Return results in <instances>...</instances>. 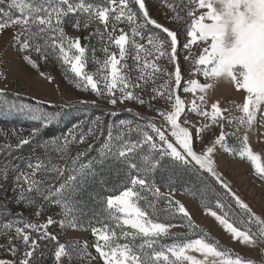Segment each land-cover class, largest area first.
I'll use <instances>...</instances> for the list:
<instances>
[{
	"label": "snow or ice",
	"instance_id": "6c2138e0",
	"mask_svg": "<svg viewBox=\"0 0 264 264\" xmlns=\"http://www.w3.org/2000/svg\"><path fill=\"white\" fill-rule=\"evenodd\" d=\"M161 4L166 20L178 25L176 30L152 18L146 0H0V35L10 32L9 46L47 82L54 78L39 71L33 54L40 62L55 61L77 90L91 91L98 98L91 101L93 105L99 107L98 101L111 105L109 116L116 115L115 106L126 102L156 113L137 121L107 123L106 139L96 157L89 153L105 127L99 116L73 124L62 137L40 144L44 156L32 149L31 155L14 158L19 163H0V249L5 253L0 264H44L50 255L53 264H63L62 258L68 264H256L257 259L264 264V219L232 191L215 159L219 149L247 160L264 181V163L249 144L251 132L264 136V0H161ZM69 28L88 34L72 35ZM179 34L185 36L184 71ZM98 51L102 56L96 55ZM5 63L0 57V65ZM88 64L96 65L95 70L89 71ZM6 80V70L0 71L4 84L0 114L20 113L40 124L27 136L23 129L10 130L15 144L0 130L8 141L0 144V154L10 156L61 113L45 111L39 101L37 105L10 102ZM219 82L242 91L241 102L211 101L208 92ZM156 101L162 102L161 107L155 106ZM214 128L218 134L204 144V136ZM229 137H235L236 145L229 144ZM197 143L203 145L199 151ZM81 144L87 146L70 153L71 145ZM52 152L64 163L54 161ZM98 168L113 171L118 180L109 187L101 178L103 194L89 193L93 201L89 214L77 197L99 175ZM189 172L202 185L200 201L206 214L231 241L249 246L255 259L224 247L175 199V178ZM157 173L162 184L155 179ZM208 178L224 190L225 198L216 196L219 213L206 199L212 190ZM10 202L20 210L12 212ZM46 204L59 207L56 215L61 218L49 215L39 222ZM24 210L37 219L25 218ZM177 218L186 229L183 233L172 231ZM54 227L61 232L90 230V247L97 255L88 250V241L61 242L60 233L50 231Z\"/></svg>",
	"mask_w": 264,
	"mask_h": 264
},
{
	"label": "rangeland",
	"instance_id": "374dc122",
	"mask_svg": "<svg viewBox=\"0 0 264 264\" xmlns=\"http://www.w3.org/2000/svg\"><path fill=\"white\" fill-rule=\"evenodd\" d=\"M168 2H174V0H168ZM146 7L149 10L150 16L156 19L160 24L169 27L170 29L176 30L178 25L175 23H170L165 18L166 9L162 7L161 0H146ZM170 15V13H169ZM120 27L127 28L126 25H120ZM72 35H87V32L76 33L67 29ZM91 30V29H90ZM150 31L159 32V30L154 29L153 26H149ZM161 35H163L161 33ZM10 32H5L0 35V57L6 62L0 65V71H5L7 74L6 84L9 89L7 93V98L10 102L14 101L17 104L28 103L32 105H37L39 101V107H42L45 111L49 112H60L61 117L54 121L47 128H42L41 133L36 137L29 145L23 146V148L13 151L11 155L0 154V163H4L11 160L13 163H19L15 160L18 156H29L32 154L31 150L36 149L37 154L44 156V150L39 147L40 144L48 143L53 138H60L68 132V129L72 127L73 124H78L80 121L93 120L96 117H100L105 122V127L100 134L99 140L95 143L93 150L89 153V157H96L98 155L97 149L103 144L106 139L107 123L118 122L119 120H133L137 121L140 116L144 117H154L156 113L154 111L148 110L144 106H140L135 102H126L124 104H118L115 106L116 115L109 116L107 113L112 109L111 105H106L102 101H98L99 107L93 105L91 101L98 100L91 91L84 92L82 90H77L72 82L65 78L64 69H62L55 61L49 59L47 63L40 62L39 57L33 54V59L39 62V71L46 72L54 78V82L49 83L43 79L37 70L26 66L20 57V54L8 44ZM179 45L178 52L180 53V65L182 71L187 69V64L183 60V56L186 55V51L183 49L182 45L185 41V36L183 34L178 35ZM93 44H97L94 39ZM98 46V45H97ZM195 50V49H194ZM7 55H3L4 53ZM97 56H102L101 52L96 53ZM131 63V61H129ZM161 63H166V61H161ZM87 68L89 71H93L96 68L94 64H88ZM203 81V78H200ZM4 84H0L3 87ZM239 92H237L234 87L228 82H219L218 86L210 89L208 92V97L211 101L217 99L220 100L221 104L224 105L228 101H236L239 103ZM184 95L182 92L180 93ZM190 95V94H189ZM83 101V102H82ZM156 107H161L162 102H154ZM138 122L144 123L145 121L139 120ZM40 124L37 121H32L26 116L20 113H12L8 115L0 114V130L8 133V139L11 140L13 144L16 143V138L11 136L10 130L12 129H23V135H29V132L34 127H39ZM218 134V129L214 128L212 133H208L204 136V144H208L214 135ZM133 139L136 138L133 134ZM3 135H0V144L7 143ZM91 143L92 140L90 139ZM228 142L231 145H236L235 137H229ZM87 145H71L69 148L70 153L75 154L77 148L83 149ZM203 145L197 143L196 150L199 151ZM53 156L54 161L63 164L64 161L60 160L55 152L50 153ZM215 159L217 163V170L220 174L227 180L234 191L240 198L249 205L254 213L261 216L264 219V181L258 179L254 174L253 168L247 160H242L238 156L229 155L224 153L222 150H217L215 154ZM262 162V161H261ZM264 163V162H262ZM206 175V174H205ZM165 178L167 173L164 174ZM155 179L159 184H162L161 174L157 173ZM207 183L211 185V189L206 193V199L210 204L212 210L219 213V209L215 207L216 196L219 194L221 198H225L224 190L217 185L211 178H208ZM175 189L174 196L175 199L181 201L189 211L192 216L193 221L209 232L213 238L218 239L221 244L233 250V252L240 254L246 258L256 257V253L250 250L249 246H243L239 242H233L230 240V235L227 234L222 227L215 221L213 217L206 214L205 209L201 206L200 201V191L202 187L198 181L196 175L192 173H183L178 175L173 183ZM214 190V191H213ZM161 191H165V188L161 186ZM193 193L195 195H193ZM11 195V193H9ZM230 199V198H226ZM8 207L12 212H17L20 209L9 203ZM233 209L239 213L240 210L232 203ZM60 212L59 207L45 205V210L43 215H41L38 220L43 222V220L51 215L54 219H59L57 213ZM24 216L28 219H37L34 214H30L29 210H24ZM177 225L173 228V232L183 233L186 231L185 228L180 227L182 223L180 219H175L172 221ZM50 231L54 233H60V241L64 242L66 240L79 239L82 243L84 241L89 242V251L93 255H97L94 249L90 247L93 237L90 230L85 231L82 229H68L63 232L58 227L51 228ZM3 242V241H0ZM51 243V242H49ZM0 257H5V253L0 249ZM6 258L11 259L10 255ZM63 264H68L67 258H62ZM54 256H49L44 264H53ZM73 264H79L78 261H73ZM96 264V262H93ZM102 264V261L100 262ZM256 264H261L260 259L256 260Z\"/></svg>",
	"mask_w": 264,
	"mask_h": 264
},
{
	"label": "trees",
	"instance_id": "16d2710c",
	"mask_svg": "<svg viewBox=\"0 0 264 264\" xmlns=\"http://www.w3.org/2000/svg\"><path fill=\"white\" fill-rule=\"evenodd\" d=\"M116 167H119V165H117ZM97 171L99 172V175L90 180L85 190L77 197L78 200H82L84 202V210L89 212V214L91 208L93 207V201L89 193L99 192L103 194L102 187L99 183L101 178L106 182L109 187H111L118 180V178L114 175L113 171H110L108 169L100 171L99 168L97 169Z\"/></svg>",
	"mask_w": 264,
	"mask_h": 264
},
{
	"label": "crops",
	"instance_id": "0c3cea01",
	"mask_svg": "<svg viewBox=\"0 0 264 264\" xmlns=\"http://www.w3.org/2000/svg\"><path fill=\"white\" fill-rule=\"evenodd\" d=\"M239 102L243 97V92H239ZM249 144L253 151L257 152L261 156V161L264 162V136H260L257 132H251L249 135Z\"/></svg>",
	"mask_w": 264,
	"mask_h": 264
}]
</instances>
